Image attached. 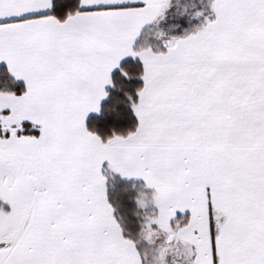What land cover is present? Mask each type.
<instances>
[{"label": "snow or ice", "instance_id": "snow-or-ice-1", "mask_svg": "<svg viewBox=\"0 0 264 264\" xmlns=\"http://www.w3.org/2000/svg\"><path fill=\"white\" fill-rule=\"evenodd\" d=\"M0 264H264V0H0Z\"/></svg>", "mask_w": 264, "mask_h": 264}]
</instances>
